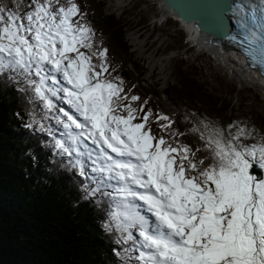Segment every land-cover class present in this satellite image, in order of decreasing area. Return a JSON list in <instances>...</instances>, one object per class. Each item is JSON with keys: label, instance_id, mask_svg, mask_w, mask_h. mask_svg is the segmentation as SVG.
Instances as JSON below:
<instances>
[{"label": "snow or ice", "instance_id": "1", "mask_svg": "<svg viewBox=\"0 0 264 264\" xmlns=\"http://www.w3.org/2000/svg\"><path fill=\"white\" fill-rule=\"evenodd\" d=\"M21 8L19 0L16 11L0 6V75L23 77L48 111L57 107L51 97L73 110L59 109L65 140L55 146L75 153L69 163L86 178L84 199L112 190L104 195L112 200L117 243L128 245L113 250L122 264H264V175L254 170L264 169V136L246 145L241 138L254 139L255 129L201 133L212 163L197 161L199 149L175 141L183 133L172 130L169 116L156 117L166 139L153 132L151 110L127 102L140 98L123 95V80L105 75L107 49L94 50L95 31L76 0H30V10ZM230 11L237 34L227 38L264 66V0H234ZM84 156L96 176L85 171Z\"/></svg>", "mask_w": 264, "mask_h": 264}, {"label": "trees", "instance_id": "2", "mask_svg": "<svg viewBox=\"0 0 264 264\" xmlns=\"http://www.w3.org/2000/svg\"><path fill=\"white\" fill-rule=\"evenodd\" d=\"M19 2L21 10H30V0ZM76 3L84 14L83 22L89 23L95 31L94 50L107 49L109 71L105 75L114 81L117 77L123 80V95L140 98L135 102L127 101L133 107L143 105L151 110L153 115L149 122L155 134L171 139L160 127L165 122L156 121L157 114L169 116L174 122L172 130L183 133L177 135L175 141L187 144L194 151L199 149L197 161L204 159L208 165L212 163V153L206 149L201 133L206 138L219 128L227 137L240 127L258 128L250 115L233 119L226 109L220 122L214 124L207 112L214 100H207L205 110L200 108L197 100L200 101L205 92L199 80L180 68L171 72L176 88L171 85L157 93L156 84L140 80L144 69L132 62V55L127 53L128 47L123 43L124 25L126 21L139 18L138 13H127L125 21L122 17L114 19L103 15V9H99L95 0H76ZM16 4L17 0H0V6H8L13 11L17 10ZM131 26L140 27L138 19ZM82 51L89 54L86 49ZM93 63L99 61L93 58ZM204 123H209L208 129L204 128ZM29 124L32 126L27 127ZM41 124L45 130H41ZM57 125L54 110L44 109L43 102L35 97L23 77L12 79L0 75V264H122L113 250L120 252L128 245L117 243L120 233L115 230L109 214L112 200L104 195V191L112 190L105 189L84 199L86 193L82 187L86 178L80 176L78 167H73L69 163L71 159L56 148L57 139L65 140ZM229 125L234 126L229 128ZM193 128L198 131H192ZM253 136L254 139L242 137L241 143L259 142L255 133ZM76 159L73 153L72 162ZM79 159L87 165L86 172L97 175L91 172L92 161L91 165L86 156ZM261 170L264 175V169ZM89 187L94 188L96 184L90 182Z\"/></svg>", "mask_w": 264, "mask_h": 264}, {"label": "rangeland", "instance_id": "3", "mask_svg": "<svg viewBox=\"0 0 264 264\" xmlns=\"http://www.w3.org/2000/svg\"><path fill=\"white\" fill-rule=\"evenodd\" d=\"M95 2L99 5V9H103V15L113 16L114 19L122 17L126 21L125 16L127 13L131 11L138 13L139 18L132 19L129 22L126 21L123 43L125 47H128L127 53L133 57L132 62L137 64L138 67L141 66L142 69H145V74L139 76L140 80L151 85L154 81V84H158L159 89H162L167 84H172V87L176 88L173 83L172 69L180 68L181 71L185 70L191 76L193 75L194 79L199 80L198 84L205 92L204 97L200 98V101L197 100L199 107L205 110L207 100H214L207 111L214 124L220 122L224 109L227 110V113L233 119H237L243 114H248L256 120L254 124L258 128L255 134H260L256 135L258 139L260 140L261 136H264L263 91L258 87L255 88V85L250 82L247 83L246 78H243L242 81L239 80L235 73L228 69L227 65L216 59H210L205 53H200L195 58L194 51L192 49L187 50L195 58V64L191 63V60H184L185 58L181 53L182 50H180L183 49V32L173 19L167 18L168 20L163 22L158 29H156V23H151V21H161L158 17L162 16V14L159 5L155 4L156 1L95 0ZM155 7L158 9L159 16L156 14ZM152 16H155L158 20H150ZM137 19L140 27L131 28V25ZM157 31L161 32L159 36L156 34ZM132 39H134V42ZM187 47L190 46L188 45ZM192 56L190 57L192 58ZM68 111L72 112L73 110L69 107ZM59 115L61 118L66 119L62 117V113L59 112ZM84 143L92 149L95 148L88 141Z\"/></svg>", "mask_w": 264, "mask_h": 264}, {"label": "bare ground", "instance_id": "4", "mask_svg": "<svg viewBox=\"0 0 264 264\" xmlns=\"http://www.w3.org/2000/svg\"><path fill=\"white\" fill-rule=\"evenodd\" d=\"M152 1H156V0H152ZM161 3L163 4V2L160 0V5H161ZM162 7L164 9L163 11L161 10L162 16L158 17L159 19H161L162 23L167 21L168 19H173V21L177 25H178V23L180 24V27L178 25V28L183 32V36H184L183 37V41H184L183 42V49H180V50H182L181 53H182L183 57H184V52L186 53L187 50H191V48H193L194 46H195V48H199V47L201 48L202 47V49L205 50L206 54L214 56V57H211V56L207 55V57H209L212 60L216 59L217 61L227 65L228 69L231 72H234L235 76H237L239 78V80L242 81L243 78H246L247 83L250 82L252 85H255V88H257V87L260 88L264 93V86L262 84L263 78L247 68V66L243 63V61L237 55L238 53H243L241 51L240 47L235 42L230 41L227 38L229 35H233L234 33H236V31H235L236 25L233 23L232 18H231V20H229L228 15H227V18L229 20L228 22H229L231 29L229 30L228 34L226 35L225 40L220 38L223 40L222 41L220 39L217 40L215 38V39H213V42H220V43H210L209 41L206 40V37H203L200 34H197V32L192 27L184 26L181 23V21L176 18L175 14H173L169 9H167L164 6V4L162 5ZM222 8H223V5H222L220 10H222ZM229 11H230V8H229ZM165 37L168 38L167 35H165ZM132 41L134 42V39H132ZM188 45L191 47L190 49H187ZM194 55H195V53H194ZM186 56H188V55H186ZM196 57L197 56L195 55V58ZM257 69H259V68L257 67ZM150 71H152V69H150ZM147 73H148V70H147ZM143 74H145V69H144ZM149 78H150V76H149ZM255 78L259 79L260 82H257V81L253 82V80ZM152 83H155V82L153 81ZM171 85L172 84H167L162 89H159L158 84H157L156 85V87H157L156 91H157V93H161L164 89H167Z\"/></svg>", "mask_w": 264, "mask_h": 264}, {"label": "water", "instance_id": "5", "mask_svg": "<svg viewBox=\"0 0 264 264\" xmlns=\"http://www.w3.org/2000/svg\"><path fill=\"white\" fill-rule=\"evenodd\" d=\"M164 6L169 9L184 26L192 27L197 34L206 37L211 43L213 39L222 38L225 40L230 28L231 20L230 4L234 0H161ZM223 5L222 10L221 7ZM228 15V18H227ZM221 19L224 27L221 28ZM220 39V40H222ZM222 40V41H223ZM221 41V42H222ZM255 174L260 176V170L254 164Z\"/></svg>", "mask_w": 264, "mask_h": 264}, {"label": "built area", "instance_id": "6", "mask_svg": "<svg viewBox=\"0 0 264 264\" xmlns=\"http://www.w3.org/2000/svg\"><path fill=\"white\" fill-rule=\"evenodd\" d=\"M155 4H158V5L160 6V8H159L160 10H162V11L164 10L163 7H162L163 4L161 3V5H160V0H156ZM155 8H156V7H155ZM156 14L159 16V14H158V9H157V8H156ZM152 19L155 20V19H157V18H155V16H152L150 20H152ZM157 20H158V19H157ZM152 22L156 23V26L162 24V22H161L160 20H158L157 22H156V21H151V23H152ZM151 26H152V24H151ZM156 34L159 36L160 33H156Z\"/></svg>", "mask_w": 264, "mask_h": 264}, {"label": "clouds", "instance_id": "7", "mask_svg": "<svg viewBox=\"0 0 264 264\" xmlns=\"http://www.w3.org/2000/svg\"><path fill=\"white\" fill-rule=\"evenodd\" d=\"M178 25H179V27H180V24L178 23ZM160 26H162V24L161 25H158V26H156L157 28L156 29H158ZM182 26V25H181ZM157 33H160V31H157ZM163 34V33H162ZM187 49H190V48H187ZM195 53V52H194ZM202 53V52H201ZM202 54H204V53H202ZM186 55H188V56H186ZM195 55L197 56V55H200V53L199 54H197V53H195ZM183 56V55H182ZM190 56H192L190 53H188V52H184V60H191V63L193 62V64H195V58L192 56V58L190 57Z\"/></svg>", "mask_w": 264, "mask_h": 264}]
</instances>
